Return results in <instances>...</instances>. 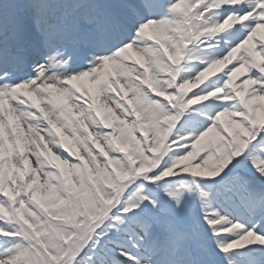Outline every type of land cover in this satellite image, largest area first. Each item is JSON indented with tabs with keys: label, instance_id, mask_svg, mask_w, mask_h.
I'll return each mask as SVG.
<instances>
[{
	"label": "snow or ice",
	"instance_id": "1",
	"mask_svg": "<svg viewBox=\"0 0 264 264\" xmlns=\"http://www.w3.org/2000/svg\"><path fill=\"white\" fill-rule=\"evenodd\" d=\"M0 264H264V0H0Z\"/></svg>",
	"mask_w": 264,
	"mask_h": 264
}]
</instances>
